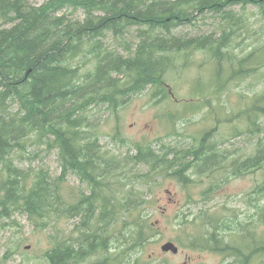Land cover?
Here are the masks:
<instances>
[{
	"label": "trees",
	"instance_id": "trees-1",
	"mask_svg": "<svg viewBox=\"0 0 264 264\" xmlns=\"http://www.w3.org/2000/svg\"><path fill=\"white\" fill-rule=\"evenodd\" d=\"M248 6L264 13V0H45L41 5L0 0V219L17 210L35 226L51 216L78 218L76 240L53 247L46 258L49 264H83L97 251L115 244L129 251L147 239L148 225L138 212L146 203L141 193L131 189L119 199L107 195L127 181L120 174L130 165L149 168L142 180L168 174L183 187L192 184V176H214L226 169L230 177L264 171L261 140L247 157L229 158L235 154L218 151L217 144L208 146L205 137L179 151L136 146L120 164L102 156L98 128L89 121L97 108L116 112L148 89L153 99H166L168 77L191 65L202 67L196 63L198 52L209 58L214 71L206 84L196 81L190 94L194 100L261 76L264 43L238 58L227 51L240 21L232 9ZM206 13L223 23L218 38L174 34ZM108 36L117 45H105ZM240 96L247 103V96ZM250 101L243 109V128H233L226 141L264 135L257 119L264 117V93ZM42 146L57 151L58 177L30 167ZM71 173L90 193L64 205L61 188ZM253 193L264 195V180ZM254 209L255 216L243 221L207 211L195 214L191 223L201 234L193 236L189 248L221 254L232 264H264V237L258 232L264 227V208ZM117 223L120 231L109 235Z\"/></svg>",
	"mask_w": 264,
	"mask_h": 264
},
{
	"label": "rangeland",
	"instance_id": "rangeland-1",
	"mask_svg": "<svg viewBox=\"0 0 264 264\" xmlns=\"http://www.w3.org/2000/svg\"><path fill=\"white\" fill-rule=\"evenodd\" d=\"M28 1L32 5L45 2ZM232 12L240 21L227 51L238 58L248 53L249 48L264 43V13L253 6L235 7ZM203 15L196 17L191 25L178 28L174 34L182 37L213 34L214 38H218L223 25L220 17L211 13ZM129 39L132 42L134 40L132 37ZM104 42L109 46L117 45L110 36ZM195 59L196 63H202L201 68L191 65L180 74L167 78L166 99H153V91L148 89L132 97L116 112L111 113L103 107L94 111L89 121L98 128L96 135L102 156L123 164L126 154L129 152L128 155L132 156L136 146L151 144L156 151H164L162 146L179 151L205 137L204 142L208 146L217 144L218 151L235 154L229 158H245L258 140L264 144L263 134L258 135L260 138L243 137L226 141L233 128H243V109L250 107V99L264 93V68L261 76L255 79L235 81L222 93L219 91L214 95L207 92L206 96L194 100L190 94L196 81L201 79L206 84L214 71L203 52L195 53ZM88 69L91 68H85L84 71ZM242 93L247 96V103L242 102ZM194 103L198 105L192 106ZM257 119L264 129V117L258 116ZM44 148L37 149L35 160L28 163L31 168H44L52 177H58L61 168L57 151ZM125 170L126 173L120 175L122 178L128 176L127 181L121 180L119 186L107 195L119 199L131 189L141 193L146 203L138 212L146 219L147 239L143 245L129 251L117 244L111 250L97 251L83 264H232L231 258L221 254L189 248L193 236L201 234L198 226L191 223L193 216L207 211L229 218L237 216V220L243 221L255 216L254 208H264V195L256 196L253 193L264 180L262 170L237 177H230L227 169L214 176H192V184L187 187L181 186L168 174L153 173L149 175L148 181L142 180L141 177L149 171L146 166L130 165ZM88 193L90 189L87 184L80 182L72 173L67 175L61 188L64 205H74ZM189 198L191 203H188ZM78 221V218L51 216L43 223L38 222L40 226H35L24 211H14L11 218L0 219V264H49L46 258L49 250L60 243L65 245L66 240H76L79 236L75 229ZM120 226L121 223L115 224V227L111 225L107 233L111 235L119 232ZM258 232L260 237H264V227H259ZM222 235L227 236L223 232ZM167 242L178 246L176 255L161 251V246Z\"/></svg>",
	"mask_w": 264,
	"mask_h": 264
},
{
	"label": "water",
	"instance_id": "water-1",
	"mask_svg": "<svg viewBox=\"0 0 264 264\" xmlns=\"http://www.w3.org/2000/svg\"><path fill=\"white\" fill-rule=\"evenodd\" d=\"M161 251L163 253H171L176 255L179 251V248L173 242H167L161 246Z\"/></svg>",
	"mask_w": 264,
	"mask_h": 264
},
{
	"label": "bare ground",
	"instance_id": "bare-ground-1",
	"mask_svg": "<svg viewBox=\"0 0 264 264\" xmlns=\"http://www.w3.org/2000/svg\"><path fill=\"white\" fill-rule=\"evenodd\" d=\"M55 14V13H54ZM204 16V15H203ZM40 149V148H39ZM44 149H46V148H44ZM206 149V148H205ZM213 150V149H212ZM39 151V150H38ZM100 152V151H99ZM85 155V154H84ZM21 165H22V163H21ZM84 178V177H83ZM88 192V191H87ZM89 194V193H88ZM86 195V194H85ZM97 197V196H96ZM89 202V201H88ZM89 206V205H88ZM99 208V207H98Z\"/></svg>",
	"mask_w": 264,
	"mask_h": 264
}]
</instances>
